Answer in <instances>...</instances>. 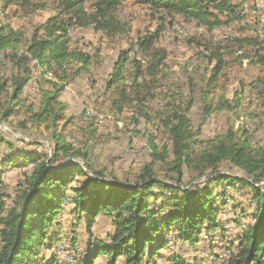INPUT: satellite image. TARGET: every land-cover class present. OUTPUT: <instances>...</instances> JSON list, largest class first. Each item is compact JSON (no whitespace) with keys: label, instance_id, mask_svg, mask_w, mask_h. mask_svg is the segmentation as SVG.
I'll use <instances>...</instances> for the list:
<instances>
[{"label":"trees","instance_id":"obj_1","mask_svg":"<svg viewBox=\"0 0 264 264\" xmlns=\"http://www.w3.org/2000/svg\"><path fill=\"white\" fill-rule=\"evenodd\" d=\"M85 1L66 0L73 18L70 17L68 22L56 16L48 18L34 29L21 53L16 47L19 41L16 32L0 25V57L9 61L13 68L12 74L0 82V92L11 89L0 117L6 120L16 113L18 108L14 106L22 104V93L32 75L29 63L34 61L50 76L45 79L48 87L41 88L39 106L28 121L43 124L51 144L48 156L35 150H22L4 139L0 130V145L5 144L11 149L3 154L0 165L6 168L8 165L32 164L30 170L23 173V184L12 205L6 208L4 216L0 215V264H41L39 251L54 236L48 235L47 229L53 225L63 202L68 199L66 196H70V213L78 221L85 217L88 230L99 216L111 226L103 239L91 238V251L85 264H94L96 258L101 256L106 257V264H156L159 257L165 258V264H187L180 253L165 257L161 250L175 242L195 246L203 240L204 234L209 237L208 246L212 251L225 246V264H264V141L262 146L253 148L245 132L236 136L230 130L208 139L197 138L199 132L193 130L188 115L191 100L184 106L172 98L162 105L158 120L167 133L169 144L160 147L154 138L148 136L150 162L143 166L132 182L120 181L107 176L102 170L91 171L83 165L65 161L87 155L73 148L66 135L57 129L65 110L63 102L58 99L59 93L88 68L91 59L87 52L69 48L68 30L75 23L80 26L94 23L96 30L114 31V18L109 12L120 2L98 0L95 13L89 14L88 21L83 7ZM137 1L153 11H162L208 29L229 25L245 17L240 2L231 0ZM258 23L256 19L254 25ZM162 31L163 28L156 29L137 39V50L144 52L147 59L144 63L138 60L133 62L132 92L123 84H115L121 82V72L128 63L127 51L119 54L106 84L108 88L120 87L117 98L112 100L114 111L121 113L126 105L132 107L130 104L134 102L135 113L150 118L143 106V101L147 100L145 94L150 93L145 78L154 79L166 57V50L155 44ZM207 49L210 50L208 61L215 60V63L203 89L204 117L211 110L206 95L225 63L223 47L217 45ZM260 49L257 48L255 53V63L264 66V55L260 56L258 52ZM218 103L216 109L225 108L228 111L239 104L237 96L230 100L220 97ZM134 120L137 122L136 118ZM87 131L91 134L95 132L91 128ZM85 146H88L87 141ZM168 160L174 176L162 178L154 171L153 164ZM222 163H228L231 168L241 171L242 175L221 171ZM184 169L194 174L193 181L198 178L203 180L183 187L181 180ZM217 186L219 189L215 190ZM230 186L249 190L256 206L252 223L236 237L233 247V241L223 233L225 228H222L217 216L222 208L220 206L227 202L225 197L229 194L227 189ZM67 191L69 194H66ZM2 197L0 209H4ZM212 240L222 242L216 245ZM203 241H206L205 238ZM47 263L58 264L55 258Z\"/></svg>","mask_w":264,"mask_h":264},{"label":"rangeland","instance_id":"obj_2","mask_svg":"<svg viewBox=\"0 0 264 264\" xmlns=\"http://www.w3.org/2000/svg\"><path fill=\"white\" fill-rule=\"evenodd\" d=\"M97 2L98 0L84 2L83 7L88 21L89 14L95 13ZM231 2H240L245 13L244 19L212 29L199 27L191 21L172 17L162 11H153L137 0H120L109 12L114 18L116 28L112 32L96 30L94 23L83 26L76 23L70 25L69 48L85 51L91 59L88 68L73 78L59 93L58 99L63 102L65 110L57 129L62 135H66L73 148L87 155L86 157L79 155L65 161L83 165L91 171L102 170L107 176H113L120 181H134L143 166L150 162L148 136L154 138L160 147L169 144L167 133L158 120V114L162 112V105L170 102L172 98L184 106L189 100L192 101L188 115L193 130L199 132L197 138L208 139L230 130L236 136L245 132L251 147L262 146L264 66L255 63L257 58L255 53L257 48H261L258 52L260 56L264 55L262 36L264 0ZM246 3L248 8L245 12L243 6ZM66 4V0H0V25L8 26L16 32L19 37L16 47L21 53L26 48L34 29L48 18L56 16L68 22L72 14ZM256 16L260 18V23L255 24L257 26L255 28L253 22ZM179 27L181 30L177 29ZM162 28L163 34L158 37L155 44L163 47L167 54L154 79L145 78L150 93L147 95L142 90L147 96L143 106L150 118L138 116L135 113L134 102L130 104L132 107L126 105L121 113L114 111L112 100L117 98V90L120 87L108 88L106 84L111 78L110 74L119 54L127 51L128 63L121 72V82L115 84H123L132 92L133 62L138 60L144 63L147 59L144 52L137 50V39ZM217 45L223 47L225 63L220 76L206 95L211 110L209 115L204 117L203 89L210 69L215 63V60L208 61L210 50L207 47L214 48ZM29 65L32 75L22 93V104H19V107L14 106L18 108L16 113L6 120L0 117L1 136L16 148L35 150L48 156L51 149L48 131L43 128V124H33L28 118L37 110L41 88L48 87L45 79L50 75L34 61H30ZM12 72L13 68L9 61L0 57V82L8 78ZM10 92V88L0 92V114L5 110ZM235 96L239 104L233 110L216 109L220 97L230 100ZM87 112L93 114L92 117H87ZM89 128L95 132L89 133L87 131ZM10 150L5 144H1L0 159ZM31 165V163L21 166L8 165L6 168L0 165V196H3L4 203V209H0L1 216H4L6 208L12 205L19 187L23 184V173L30 170ZM153 167L156 174L162 178L174 176L169 160L157 161ZM220 170L242 175L241 171L231 168L228 163H222ZM192 174L186 169L183 170L181 180L183 187L203 180L198 178L193 181ZM217 189L218 186L215 187V190ZM227 190L229 191L225 197L227 202L218 205L222 208L217 216L222 228H225L223 233L231 242L233 241V247L236 245V237L252 223L256 206L249 190L231 186ZM262 192L264 193V188ZM66 194H69V191ZM66 197L68 199L63 202L53 225L47 229L48 235L54 236L50 241L47 240V244L39 251L41 264L53 258L58 264H85L91 251L89 249L91 238L103 239L105 233L111 230L109 222L102 216L97 217L88 230L85 217L78 221L75 215L70 213V196ZM204 238L206 241H203ZM208 238V235L204 234L203 240L201 239L202 241L195 246L179 242L170 243V246L163 248L161 252L165 257L178 252L187 264H225V246L222 245L223 248L212 251L208 246ZM212 241H215L216 245L222 242ZM164 259L156 258V264H165ZM94 264H106V257H97Z\"/></svg>","mask_w":264,"mask_h":264},{"label":"built area","instance_id":"obj_3","mask_svg":"<svg viewBox=\"0 0 264 264\" xmlns=\"http://www.w3.org/2000/svg\"><path fill=\"white\" fill-rule=\"evenodd\" d=\"M244 7V10H245V12L247 11V8H248V3H246L245 4V6H243ZM178 27V26H177ZM177 29H180V27L179 28H177ZM181 30V29H180ZM257 35H259V31H257Z\"/></svg>","mask_w":264,"mask_h":264},{"label":"crops","instance_id":"obj_4","mask_svg":"<svg viewBox=\"0 0 264 264\" xmlns=\"http://www.w3.org/2000/svg\"><path fill=\"white\" fill-rule=\"evenodd\" d=\"M256 14H257V11H256ZM250 17H251V16H250ZM256 19L259 21L260 18H258V17L256 16ZM255 21H256V20H254V22H255ZM254 22H253V23H254Z\"/></svg>","mask_w":264,"mask_h":264},{"label":"bare ground","instance_id":"obj_5","mask_svg":"<svg viewBox=\"0 0 264 264\" xmlns=\"http://www.w3.org/2000/svg\"><path fill=\"white\" fill-rule=\"evenodd\" d=\"M262 36H264V33L262 34ZM87 115L89 116V115H90V113H89V112H87Z\"/></svg>","mask_w":264,"mask_h":264}]
</instances>
